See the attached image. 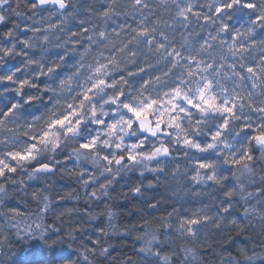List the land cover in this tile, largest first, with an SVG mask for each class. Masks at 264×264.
Segmentation results:
<instances>
[{
  "label": "clouds",
  "instance_id": "1",
  "mask_svg": "<svg viewBox=\"0 0 264 264\" xmlns=\"http://www.w3.org/2000/svg\"><path fill=\"white\" fill-rule=\"evenodd\" d=\"M0 264H264V0H0Z\"/></svg>",
  "mask_w": 264,
  "mask_h": 264
}]
</instances>
